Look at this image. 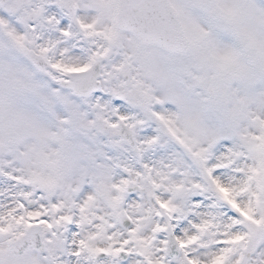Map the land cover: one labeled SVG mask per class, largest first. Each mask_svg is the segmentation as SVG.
Listing matches in <instances>:
<instances>
[{
  "label": "snow or ice",
  "instance_id": "obj_1",
  "mask_svg": "<svg viewBox=\"0 0 264 264\" xmlns=\"http://www.w3.org/2000/svg\"><path fill=\"white\" fill-rule=\"evenodd\" d=\"M0 264H264V0H0Z\"/></svg>",
  "mask_w": 264,
  "mask_h": 264
}]
</instances>
